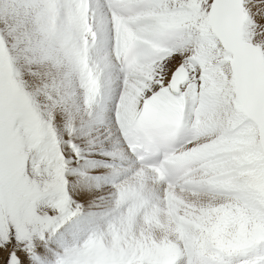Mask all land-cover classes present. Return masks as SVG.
Masks as SVG:
<instances>
[{
  "label": "snow or ice",
  "instance_id": "1",
  "mask_svg": "<svg viewBox=\"0 0 264 264\" xmlns=\"http://www.w3.org/2000/svg\"><path fill=\"white\" fill-rule=\"evenodd\" d=\"M257 176L264 0H0V264H94L176 189L209 202L178 254L116 264H264ZM209 212L259 230L218 248Z\"/></svg>",
  "mask_w": 264,
  "mask_h": 264
},
{
  "label": "rangeland",
  "instance_id": "2",
  "mask_svg": "<svg viewBox=\"0 0 264 264\" xmlns=\"http://www.w3.org/2000/svg\"><path fill=\"white\" fill-rule=\"evenodd\" d=\"M257 185V189L261 192H264V182L261 183V180L259 178L257 180ZM191 199L197 200L200 208H207L209 203L205 197H191ZM212 203L215 204V202ZM103 207L104 205L100 206L101 209ZM160 207L161 211H159L158 213H154V215L157 217L156 219H154L155 217L153 213H149L147 216L141 213L134 218V221L132 223L127 224L121 228L118 235L115 253L111 248H106L105 245L100 242L90 246L87 249L88 258H90L94 262V264H116L118 256L123 255V253L126 251L133 250L135 245L134 243L136 242L138 252H143L146 255L153 256L154 258L165 260V254L161 251V246L165 239L164 237L168 235L169 237H171V235L174 236L177 234L176 232H173V230H170L168 228L167 224L169 221H164L165 214L166 217H168V213H172V215L178 221L183 218L184 210L180 207L178 209L176 205L178 210L175 208V211H177V214H175V211L173 213L171 210L166 209V206L164 204H161ZM210 214L226 217L227 220H230L232 218L231 216L223 213L217 214L209 212L207 215L202 217L205 222L209 223V225L203 226V236L204 234H206V232L209 231L210 226L213 223V219ZM177 215H181L179 216L180 218H178ZM170 223L173 226H177V228H180L176 223H172L171 221ZM171 231L172 233H170ZM137 237H139V239H137ZM204 239L207 238L204 236ZM182 240L183 237L178 240L176 239L175 244H180ZM205 242H211L213 245L215 244L214 240L212 241L207 239Z\"/></svg>",
  "mask_w": 264,
  "mask_h": 264
},
{
  "label": "bare ground",
  "instance_id": "3",
  "mask_svg": "<svg viewBox=\"0 0 264 264\" xmlns=\"http://www.w3.org/2000/svg\"><path fill=\"white\" fill-rule=\"evenodd\" d=\"M130 107L134 108L135 107V102H132ZM182 149H179L177 153H180ZM258 178L261 180V183L264 182V178H261L259 176L256 177V180ZM258 186V185H257ZM262 186V185H261ZM175 194L177 197H179V203H177V207L179 209L182 208L184 210V205L185 204H194V206H197L194 202H198L197 200L191 199V197H197L192 195L189 192H181L180 190H175ZM202 197V196H201ZM175 206V208L177 209ZM199 207V203H198ZM175 209V210H176ZM177 209V210H178ZM166 212V210H165ZM177 211H175V214ZM154 215V214H153ZM211 215V214H210ZM178 216V215H177ZM181 216V215H179ZM178 216V218H180ZM212 216V221L213 223L210 226V229L204 236L208 240H214L215 244L214 246L218 248H227V247H233L236 246L243 241L247 240L250 238L252 235H254L259 229L258 226H249L250 222L247 219L244 218H236L232 217L230 220H227L226 217L223 216H217V215H211ZM154 219L157 217L154 215ZM181 220V219H180ZM164 221H169L168 222V228L170 230H173V232H176L177 234L169 237L165 236L164 242L161 246V251L165 254V260H168L175 255L178 254V249L176 248V239H181L183 237V233L180 228H177V226H173L170 223V220L168 217H164ZM210 221V220H209ZM201 223L203 226L209 225V223L205 222L203 219L201 220ZM172 233V231L170 232ZM174 234V233H173ZM205 239V241L207 240ZM134 250H137V243H134ZM159 247V246H158ZM92 255V254H91Z\"/></svg>",
  "mask_w": 264,
  "mask_h": 264
}]
</instances>
